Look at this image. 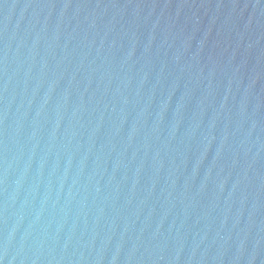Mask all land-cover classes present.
I'll return each mask as SVG.
<instances>
[{"label": "water", "instance_id": "95a60500", "mask_svg": "<svg viewBox=\"0 0 264 264\" xmlns=\"http://www.w3.org/2000/svg\"><path fill=\"white\" fill-rule=\"evenodd\" d=\"M0 264H264V0H0Z\"/></svg>", "mask_w": 264, "mask_h": 264}]
</instances>
